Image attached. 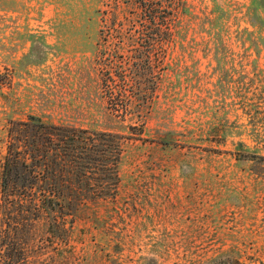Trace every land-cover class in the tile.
Listing matches in <instances>:
<instances>
[{"label": "rangeland", "instance_id": "obj_1", "mask_svg": "<svg viewBox=\"0 0 264 264\" xmlns=\"http://www.w3.org/2000/svg\"><path fill=\"white\" fill-rule=\"evenodd\" d=\"M180 1L0 0V165L26 123L99 160L68 207L0 182V264H264V0Z\"/></svg>", "mask_w": 264, "mask_h": 264}, {"label": "trees", "instance_id": "obj_2", "mask_svg": "<svg viewBox=\"0 0 264 264\" xmlns=\"http://www.w3.org/2000/svg\"><path fill=\"white\" fill-rule=\"evenodd\" d=\"M139 3L149 22L157 27L175 28L177 17L174 11L181 4L180 0H170L168 12H160L163 11V6H159L157 0H139ZM22 126L24 128L20 131L23 134L24 156L21 157L20 153L12 156L9 152L4 156L0 165L1 186L6 194L11 192L21 199L29 200L35 210L46 211L70 206L74 201L73 197L80 194L70 193L72 190L65 193L56 187L58 182L60 185L61 181L68 182V179L63 180V175H57L55 171L62 170L67 164L71 168L70 173L79 169L81 172L78 176L82 179L88 178L90 171L97 169L92 164L96 159L89 157V153L95 151L98 144L97 138L90 132L77 128L36 126L28 123ZM52 166L57 170H53ZM104 169L112 172L110 165ZM39 184H46L48 187L44 190ZM110 185L104 182L103 188H109ZM95 193L103 195V190Z\"/></svg>", "mask_w": 264, "mask_h": 264}]
</instances>
